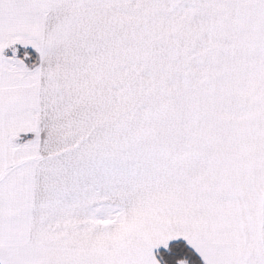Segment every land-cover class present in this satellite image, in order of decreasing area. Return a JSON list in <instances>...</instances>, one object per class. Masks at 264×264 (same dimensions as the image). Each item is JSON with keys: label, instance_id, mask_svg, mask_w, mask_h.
<instances>
[{"label": "snow or ice", "instance_id": "1", "mask_svg": "<svg viewBox=\"0 0 264 264\" xmlns=\"http://www.w3.org/2000/svg\"><path fill=\"white\" fill-rule=\"evenodd\" d=\"M0 264H264V0H0Z\"/></svg>", "mask_w": 264, "mask_h": 264}]
</instances>
